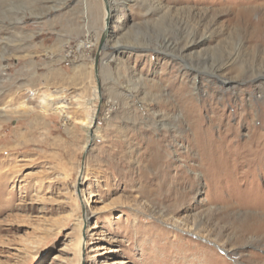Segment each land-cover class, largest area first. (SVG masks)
Segmentation results:
<instances>
[{
    "label": "rangeland",
    "instance_id": "1",
    "mask_svg": "<svg viewBox=\"0 0 264 264\" xmlns=\"http://www.w3.org/2000/svg\"><path fill=\"white\" fill-rule=\"evenodd\" d=\"M0 264H264V0H0Z\"/></svg>",
    "mask_w": 264,
    "mask_h": 264
},
{
    "label": "bare ground",
    "instance_id": "2",
    "mask_svg": "<svg viewBox=\"0 0 264 264\" xmlns=\"http://www.w3.org/2000/svg\"><path fill=\"white\" fill-rule=\"evenodd\" d=\"M110 16H111V11H110L108 17H110ZM96 92H97V90H96ZM32 94H34V93H32ZM97 95H98V94H97ZM47 101H48V100H46L45 98H43V99L41 100V105H40V108L43 109V110H45V112L49 111V108H48V107H49V103H48ZM65 107H66V105H64V104H60V105H58L54 110H55V111H58V110H59V111H62ZM94 116H95V113L89 115L88 119L90 120V123L93 122V120H94Z\"/></svg>",
    "mask_w": 264,
    "mask_h": 264
},
{
    "label": "water",
    "instance_id": "3",
    "mask_svg": "<svg viewBox=\"0 0 264 264\" xmlns=\"http://www.w3.org/2000/svg\"><path fill=\"white\" fill-rule=\"evenodd\" d=\"M110 13V12H109ZM106 34H107V31L105 30V35L104 36H106ZM105 41H104V39H102V41H101V43H100V46H99V50H98V54L101 52V50L104 48V45H105V43H104ZM98 70V55H97V59H96V71Z\"/></svg>",
    "mask_w": 264,
    "mask_h": 264
},
{
    "label": "built area",
    "instance_id": "4",
    "mask_svg": "<svg viewBox=\"0 0 264 264\" xmlns=\"http://www.w3.org/2000/svg\"><path fill=\"white\" fill-rule=\"evenodd\" d=\"M88 47H90V44L88 45Z\"/></svg>",
    "mask_w": 264,
    "mask_h": 264
}]
</instances>
